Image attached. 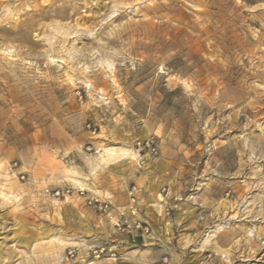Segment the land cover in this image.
<instances>
[{
  "label": "rangeland",
  "instance_id": "obj_1",
  "mask_svg": "<svg viewBox=\"0 0 264 264\" xmlns=\"http://www.w3.org/2000/svg\"><path fill=\"white\" fill-rule=\"evenodd\" d=\"M0 264H264V0H0Z\"/></svg>",
  "mask_w": 264,
  "mask_h": 264
},
{
  "label": "built area",
  "instance_id": "obj_2",
  "mask_svg": "<svg viewBox=\"0 0 264 264\" xmlns=\"http://www.w3.org/2000/svg\"><path fill=\"white\" fill-rule=\"evenodd\" d=\"M136 152H137V155L138 157H140L139 160H141V154L142 153H146L147 155H150L151 157H156L158 155V145L157 143L155 142V140L152 138V137H149V138H146L144 140H142L141 142L137 143V148H136ZM138 192H139V189L133 185L129 191V196H130V205H129V208H130V212L131 214H135L136 213V201H137V198H138ZM65 193H69V189H62V190H59L57 189L54 194L55 195H64ZM107 203L105 202H100L98 204L99 208H107ZM165 214H169V211L166 210V213ZM143 223H141L140 221L134 223L133 225V230H137V229H141L143 230L144 232H147L148 231V228L147 226H142ZM105 251V247H99V248H96L93 250V253L94 254H97L98 256L100 254H102L103 252ZM73 250H70L68 252L69 256H73Z\"/></svg>",
  "mask_w": 264,
  "mask_h": 264
},
{
  "label": "water",
  "instance_id": "obj_3",
  "mask_svg": "<svg viewBox=\"0 0 264 264\" xmlns=\"http://www.w3.org/2000/svg\"><path fill=\"white\" fill-rule=\"evenodd\" d=\"M131 237H132V240L135 243H141V242H143V236L142 235H134L133 233H131Z\"/></svg>",
  "mask_w": 264,
  "mask_h": 264
},
{
  "label": "bare ground",
  "instance_id": "obj_4",
  "mask_svg": "<svg viewBox=\"0 0 264 264\" xmlns=\"http://www.w3.org/2000/svg\"><path fill=\"white\" fill-rule=\"evenodd\" d=\"M141 135L144 136L145 134L142 133ZM126 140H127V139H126ZM107 150L110 151V152L112 151V150L109 149V148H108ZM122 151H124V150H122ZM128 152L131 153L133 157H138V155L135 153L134 150H132V149H128L126 153H128ZM113 154H114V153H113ZM129 155H130V154H129ZM109 156H110V155H109ZM123 156H124V154H123ZM145 239H146V237H145Z\"/></svg>",
  "mask_w": 264,
  "mask_h": 264
}]
</instances>
